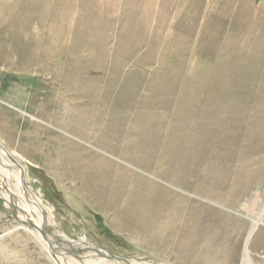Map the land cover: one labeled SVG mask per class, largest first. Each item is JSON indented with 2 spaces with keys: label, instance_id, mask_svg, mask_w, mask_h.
I'll use <instances>...</instances> for the list:
<instances>
[{
  "label": "rangeland",
  "instance_id": "obj_1",
  "mask_svg": "<svg viewBox=\"0 0 264 264\" xmlns=\"http://www.w3.org/2000/svg\"><path fill=\"white\" fill-rule=\"evenodd\" d=\"M0 142L57 241L264 264V0H0ZM18 214L0 264H55Z\"/></svg>",
  "mask_w": 264,
  "mask_h": 264
},
{
  "label": "bare ground",
  "instance_id": "obj_2",
  "mask_svg": "<svg viewBox=\"0 0 264 264\" xmlns=\"http://www.w3.org/2000/svg\"><path fill=\"white\" fill-rule=\"evenodd\" d=\"M10 156H11V158H10ZM19 163L20 162L0 142V177H3L4 180H6L5 183H7V184H10V182L7 181L9 179V178L7 179L8 176L12 177L17 182L14 186H12V185H10V186L12 187V189H14L16 196H17V199L20 200L21 204L23 205L22 208L17 206L19 209H21V211H17V212L20 214L21 217L26 218L25 220H22L21 222L26 224L27 222L30 221L39 228V231H36L26 224L28 226L27 230L36 234V236L43 243L45 250L49 251L50 254L52 253L53 258L55 260V264H157L153 261H149L148 259H142V262L135 261V259H132V260L129 259L126 261L117 262V261H114L111 257H109L110 253H108L107 251H105L101 248L95 247V246H93V245H91L85 241H80L77 243H71L72 248L77 249L80 246H85V248L87 250H89L91 253L94 254V257L97 256L98 258L89 257L88 259L85 260V258L83 259L80 257V259H77V260L72 259V260L66 261L64 256L66 254L70 255L69 250H66L68 253H65V254L60 253V251L61 252L64 251V250H61V248H64V247L70 248L69 246H71V244H68V242L65 240H61L62 242L58 241L60 243L59 247L53 244V248H51L49 246V243H47V241H45L43 239V237L41 236L40 229L46 228L47 231H50L49 234L53 237L51 238L50 236H48V239L51 240V242L54 241L53 243H55L57 241V240L55 241L54 238H56L58 236H55L53 234L54 233L57 234L58 229L57 228L54 229L51 227V226L54 227L55 225L54 224L51 225L49 223V220H48L49 217H48L44 207L41 205V203L39 201L31 202V204H29L27 206L26 205L28 203L27 198H24V197L18 195V193H20V194L22 193V195L24 193L25 194H27V193L32 194L28 189V185H25L27 183V180L25 179L26 180V183H25V181L23 180V177H22V173L23 172L25 173V178H26V172H25L24 168L22 166H20ZM21 181L23 184L21 183ZM4 186L5 185L0 184V197L2 199H5L4 202H5V204H7V206L10 207V203H11V205L12 204L15 205L14 199H11V197L9 198V196L6 195L5 192L2 190V188ZM7 196H8V198H7ZM12 197H13V194H12ZM53 229L55 230V232L53 231ZM256 229H257V227L255 225V227L253 228L252 232L250 233L249 237L246 240L242 264H252L250 256H249V247H250V244L252 241V236L255 233ZM58 235L60 237L62 236L61 234H58ZM57 248H60V250L58 249L59 253L55 252V250ZM96 249H100L101 253L99 251H97ZM113 256H115V255H113ZM117 258H119V257H117Z\"/></svg>",
  "mask_w": 264,
  "mask_h": 264
},
{
  "label": "water",
  "instance_id": "obj_3",
  "mask_svg": "<svg viewBox=\"0 0 264 264\" xmlns=\"http://www.w3.org/2000/svg\"><path fill=\"white\" fill-rule=\"evenodd\" d=\"M10 158H11V156H10ZM22 177H23V180L25 181V183H26V178H25V173L23 172L22 173ZM25 185H27V183L25 184ZM2 190L3 191H5V192H7L8 193V196H9V198L11 197V199H12V194L8 191V189H6V187L4 186L3 188H2ZM1 200H3V201H5V199H2V198H0ZM10 208H11V210L13 211V214H14V217L15 218H17V211H21V209H19L16 205H11V203H10ZM21 223H23V222H21ZM29 227H31L32 229H34V230H36V231H39V228L35 225V224H33L32 222H27L26 223ZM40 233H41V236L43 237V239L45 240V241H47V243H49V246L51 247V248H53V244L54 245H56V246H59L60 245V243L58 242V241H56L55 243H53V242H51V240H49L48 239V236H50L51 238L53 237V236H51L49 233H50V231H47V229L46 228H43V229H40ZM55 239V238H54ZM53 239V240H54ZM59 250H60V248H58ZM97 251H99L100 253H101V250L100 249H96ZM109 257H111L114 261H117V262H122V261H126V259H121V258H117V257H115V256H113L112 254H110V256Z\"/></svg>",
  "mask_w": 264,
  "mask_h": 264
}]
</instances>
